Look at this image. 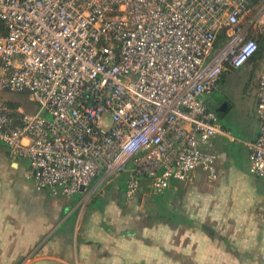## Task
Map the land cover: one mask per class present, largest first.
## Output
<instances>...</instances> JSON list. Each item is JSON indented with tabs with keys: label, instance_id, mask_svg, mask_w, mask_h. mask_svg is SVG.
Segmentation results:
<instances>
[{
	"label": "built area",
	"instance_id": "obj_1",
	"mask_svg": "<svg viewBox=\"0 0 264 264\" xmlns=\"http://www.w3.org/2000/svg\"><path fill=\"white\" fill-rule=\"evenodd\" d=\"M249 8V0H0V91L27 93L39 107L28 113L0 98V141L53 197L100 174L126 175L127 202L142 179L157 195L196 169L216 179L212 140L227 132L205 98L259 50L246 38ZM256 96L249 170L264 177V74Z\"/></svg>",
	"mask_w": 264,
	"mask_h": 264
},
{
	"label": "crops",
	"instance_id": "obj_2",
	"mask_svg": "<svg viewBox=\"0 0 264 264\" xmlns=\"http://www.w3.org/2000/svg\"><path fill=\"white\" fill-rule=\"evenodd\" d=\"M260 74L264 53L250 66V103L239 114L245 160L233 154L237 140L218 114L228 133L212 140L218 177L196 169L158 195L142 179L131 202L122 174H100L71 197L38 191L28 162L0 141V264H264V177L249 170ZM219 91L206 104H227L226 115L236 102Z\"/></svg>",
	"mask_w": 264,
	"mask_h": 264
},
{
	"label": "rangeland",
	"instance_id": "obj_3",
	"mask_svg": "<svg viewBox=\"0 0 264 264\" xmlns=\"http://www.w3.org/2000/svg\"><path fill=\"white\" fill-rule=\"evenodd\" d=\"M252 18L255 19L252 24H250ZM243 23L248 25L246 38L255 37L258 39L260 44L259 52L257 56L247 62L241 70L235 72V70L231 69L225 72L222 76L223 81H221L219 91L225 96H231L236 102V106L232 112L226 115L219 114V117L220 121L232 131V135L235 137V140H237L231 144L233 146V154L239 160H245L243 153L244 144L241 142L245 140V133L242 130V121L239 114L242 115L244 113V106H246L245 102L250 103V66L259 62L264 53V0H259L257 3L250 6L243 19ZM0 98L10 100L15 106H22L28 113L38 112V105L29 101L27 93L0 91ZM210 107L214 110L216 109L214 105ZM40 115L51 118V113L46 110L41 111ZM121 174L125 176L124 173Z\"/></svg>",
	"mask_w": 264,
	"mask_h": 264
},
{
	"label": "water",
	"instance_id": "obj_4",
	"mask_svg": "<svg viewBox=\"0 0 264 264\" xmlns=\"http://www.w3.org/2000/svg\"><path fill=\"white\" fill-rule=\"evenodd\" d=\"M224 107L228 108V105L227 104H223V106H219L217 107L214 111L217 113V114H220L221 111H223ZM84 188V187H83Z\"/></svg>",
	"mask_w": 264,
	"mask_h": 264
},
{
	"label": "trees",
	"instance_id": "obj_5",
	"mask_svg": "<svg viewBox=\"0 0 264 264\" xmlns=\"http://www.w3.org/2000/svg\"><path fill=\"white\" fill-rule=\"evenodd\" d=\"M259 0H249V7L251 6V5H253L254 3H257ZM259 47H260V44H259ZM258 52H259V50H258ZM258 52H257V54H258ZM257 54L252 58V59H254L256 56H257Z\"/></svg>",
	"mask_w": 264,
	"mask_h": 264
},
{
	"label": "flooded vegetation",
	"instance_id": "obj_6",
	"mask_svg": "<svg viewBox=\"0 0 264 264\" xmlns=\"http://www.w3.org/2000/svg\"><path fill=\"white\" fill-rule=\"evenodd\" d=\"M239 70V69H238Z\"/></svg>",
	"mask_w": 264,
	"mask_h": 264
}]
</instances>
